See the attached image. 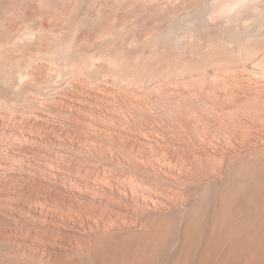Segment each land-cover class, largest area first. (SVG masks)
Masks as SVG:
<instances>
[{
	"label": "rangeland",
	"instance_id": "1",
	"mask_svg": "<svg viewBox=\"0 0 264 264\" xmlns=\"http://www.w3.org/2000/svg\"><path fill=\"white\" fill-rule=\"evenodd\" d=\"M181 1L0 0V264H264V0Z\"/></svg>",
	"mask_w": 264,
	"mask_h": 264
},
{
	"label": "bare ground",
	"instance_id": "2",
	"mask_svg": "<svg viewBox=\"0 0 264 264\" xmlns=\"http://www.w3.org/2000/svg\"><path fill=\"white\" fill-rule=\"evenodd\" d=\"M196 1V0H195ZM198 1V0H197ZM253 2V0H228V1H225L223 2L222 4H219V8L216 9V14H219V15H224L226 13H230L234 10H236L237 12V9L240 7H242L243 5L246 6V4H248L249 2ZM255 1V0H254ZM258 1V0H256ZM181 2H184L183 0ZM201 2V1H200ZM191 3V2H190ZM216 3V2H215ZM254 3V2H253ZM258 3V2H257ZM212 4V3H211ZM177 5V4H176ZM184 5V4H183ZM186 5V4H185ZM184 5V6H185ZM196 5V4H195ZM199 5V4H198ZM249 5V4H248ZM255 5V3H254ZM175 6V5H174ZM178 6V5H177ZM176 6V7H177ZM190 5H188L189 7ZM193 6V5H192ZM244 6V7H245ZM253 6V5H252ZM172 7V6H171ZM250 7V6H249ZM190 8V7H189ZM188 8V9H189ZM197 8V7H196ZM251 8V7H250ZM254 8V7H253ZM252 8V9H253ZM258 8V7H257ZM257 8H256V11H257ZM174 9V8H173ZM177 9V8H176ZM180 10V6L178 8ZM177 9V10H178ZM185 9V8H184ZM238 9V10H239ZM242 9V8H241ZM240 9V10H241ZM246 9V8H244ZM243 9V10H244ZM166 10H169V9H166ZM172 10V9H171ZM170 10V11H171ZM259 10V9H258ZM195 11V10H194ZM247 11V9L245 10ZM249 11V10H248ZM247 11V12H248ZM169 12V11H168ZM167 12V13H168ZM174 12V11H173ZM176 12V11H175ZM178 12V11H177ZM186 12V10H185ZM242 12V10H241ZM244 12V11H243ZM172 13V12H171ZM170 13V14H171ZM240 13V12H239ZM257 13V12H256ZM163 14V13H162ZM169 14V15H170ZM212 14V12H211ZM232 14V13H231ZM167 15V14H166ZM200 15V14H199ZM235 15V13H234ZM238 14L236 13V16ZM177 16V15H176ZM235 16V18H236ZM162 17V16H161ZM161 17H159L161 19ZM166 17V16H165ZM179 17V16H178ZM206 17V16H205ZM212 17V16H211ZM241 17L240 15L238 16V18ZM158 18V20H159ZM163 18V17H162ZM247 18V17H246ZM249 18V17H248ZM205 19V18H204ZM174 20V19H173ZM238 20V19H237ZM236 20V21H237ZM241 20V18H240ZM248 20V19H247ZM250 20V19H249ZM177 21V19L175 20ZM203 21V20H202ZM207 21V20H206ZM205 21V23H206ZM219 21V20H218ZM242 21V20H241ZM240 21V22H241ZM209 22V20H208ZM231 22V21H230ZM239 22V21H238ZM204 23V22H203ZM233 24V23H232ZM244 24V23H243ZM247 24V23H246ZM165 26V25H164ZM205 26V25H204ZM222 26V25H221ZM235 26V25H234ZM233 26V27H234ZM237 26V25H236ZM240 26V25H239ZM244 27V26H243ZM206 28V27H205ZM221 28V27H220ZM232 28V26L230 27ZM239 28V27H238ZM246 28V27H245ZM159 29V28H158ZM168 29V28H167ZM219 29V28H218ZM222 29V28H221ZM224 29V28H223ZM237 29V28H236ZM160 30V29H159ZM172 30V29H171ZM212 31V30H211ZM210 31V32H211ZM228 32V31H227ZM243 32V31H242ZM238 33V31H237ZM240 33V32H239ZM238 33V34H239ZM246 33V32H245ZM162 34V33H161ZM235 34V33H234ZM213 35V33H212ZM218 35V34H217ZM244 35V34H243ZM248 35V34H247ZM252 36V35H251ZM219 41V40H218ZM222 42V41H221ZM166 45V43H165ZM163 47V46H162ZM171 47V46H170ZM165 48V47H163ZM169 49V48H168ZM222 57V56H221ZM188 174V173H187ZM191 174V172H190ZM191 177H194L193 179L195 181L198 182V180L200 181L199 177L196 175V176H191ZM189 178V177H188ZM192 179V178H191ZM190 179V180H191ZM187 181V180H186ZM185 181V182H186ZM183 183V182H182ZM189 183V182H188ZM184 184V183H183ZM241 200H244L246 197L248 198H252V200L249 202V203H244V202H241V206L238 204V202L236 201H233V200H229L226 202L225 204V219H222L221 217H219V213H218V210H217V215L216 214H212L211 215V219L213 221H222V224H220L219 226V231H222L223 228L229 230V231H232V229L235 231L238 230V228H241L240 231L244 232L245 233H248V231H252L253 233H255V231L251 230L248 226V224L246 223V221H255L258 219V216H259V210H258V205H257V199L259 198L260 196V192H259V189L253 185V184H248L246 187L242 188L241 190ZM262 196L264 197V192H262ZM210 207V205H209ZM215 209H216V205L213 206ZM190 208V207H189ZM238 211L240 210L241 212H244L245 213V216H241V217H238V218H234L232 214V211ZM182 217V216H181ZM172 220V219H171ZM207 220V219H206ZM210 220V219H209ZM215 221V222H216ZM206 222V221H205ZM213 222V223H215ZM211 223V222H210ZM209 223V224H210ZM212 223V224H213ZM207 224V223H206ZM210 224V226L212 225ZM241 224V225H240ZM144 225V224H143ZM215 227H216V224H214ZM214 225L213 228H214ZM205 227V225H204ZM187 228V226H186ZM185 228V229H186ZM208 228V227H207ZM218 228V226H217ZM159 233V232H158ZM157 233V234H158ZM154 236V238H156V234H152ZM152 235H149V236H152ZM148 236V237H149ZM142 237V236H141ZM146 236V239L148 238ZM159 237V235H158ZM187 237V236H186ZM184 238L185 239V243L183 242L182 244H186L187 243V238ZM143 238V237H142ZM145 238V236H144ZM143 238V240H144ZM146 239H145V242H146ZM149 239V240H148ZM148 242L150 243V238H148ZM152 239V238H151ZM159 240V238H156ZM189 241V240H188ZM244 242L240 240V238H237L236 239V244L239 246L240 244H243ZM134 244V243H133ZM148 244V243H147ZM146 246V245H145ZM149 246V245H147ZM183 247V246H182ZM162 248V246L160 247ZM186 248V247H185ZM93 249V248H92ZM100 249V248H98ZM118 249V248H117ZM117 249H112V248H107V250H104V249H101V250H94L91 254L92 256L89 258H85V260L83 261L84 264H154L156 263L158 260H162L163 259V256L162 254H164V250L161 249L160 250H156V253H155V258L153 256V253H154V249L152 248H126V249H121V250H117ZM152 250H153V253H152ZM92 251V250H91ZM79 252V251H78ZM160 252V253H159ZM174 254V253H173ZM84 255V254H83ZM175 255V254H174ZM79 256V254H78ZM172 256V255H171ZM176 256V255H175ZM154 258V259H153ZM168 260V259H167ZM174 260V259H172ZM170 259V262L172 261ZM82 264V263H81ZM157 264V263H156ZM160 264V262L158 263ZM169 264V263H167Z\"/></svg>",
	"mask_w": 264,
	"mask_h": 264
}]
</instances>
